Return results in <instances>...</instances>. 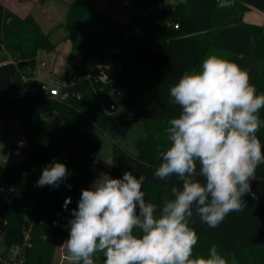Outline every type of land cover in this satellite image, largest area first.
<instances>
[{
    "label": "trees",
    "instance_id": "1",
    "mask_svg": "<svg viewBox=\"0 0 264 264\" xmlns=\"http://www.w3.org/2000/svg\"><path fill=\"white\" fill-rule=\"evenodd\" d=\"M220 3L178 1L162 9L167 27L142 31L137 15L121 22L92 0L66 2L64 17L52 30L65 29L61 40L71 42L68 58L78 45L82 57L73 63L72 80L63 86L67 96L56 98L42 94V81L33 74L37 52L51 51L58 43L51 38V30H43L33 14L22 17L0 2V49L10 57L0 61V122L16 118L28 142L20 168L0 163V183H6V189L0 188V222H5L2 257L26 240L22 264H53L59 238L69 235L70 212L77 207L81 190L90 186L94 164L101 160L102 146L94 132L107 127L113 88L124 90L127 113L143 121L146 135L135 140V153L113 142L110 175L119 178L125 171L146 175L142 191L146 201L153 203L170 192V185L152 172L160 149L167 144L168 121L180 112L169 89L184 72L199 69L214 54L247 69L257 93H264V23L243 20L251 7L264 12V0H234L225 8ZM107 59L116 63L108 70L113 81L83 78L90 71L89 62L100 64ZM22 74L27 76L24 85L29 91L20 105L14 94ZM50 112L59 115L60 124L45 118ZM260 115L264 120V109ZM257 135L264 144V126ZM53 161L67 165L68 179L59 188L36 186L42 169ZM251 187L256 198L246 195L244 210L230 213L218 227L208 228L194 217L192 227L199 235L195 254L207 255L215 243L229 264H264V165L257 169ZM0 264L5 263L0 260Z\"/></svg>",
    "mask_w": 264,
    "mask_h": 264
},
{
    "label": "clouds",
    "instance_id": "2",
    "mask_svg": "<svg viewBox=\"0 0 264 264\" xmlns=\"http://www.w3.org/2000/svg\"><path fill=\"white\" fill-rule=\"evenodd\" d=\"M232 2L221 0L219 7ZM169 93L180 112L168 121L167 144L152 175L170 192L159 203L148 202L146 175H97L81 190L66 225L63 245L75 264H96L97 254L103 264H229L215 243L207 255L195 254L199 235L192 224L198 217L216 228L244 210L246 195L256 198L251 183L264 165L257 135L264 126V93H257L247 69L214 54L184 72ZM69 175L65 163L53 161L36 186L59 188ZM70 203L66 197L65 211Z\"/></svg>",
    "mask_w": 264,
    "mask_h": 264
},
{
    "label": "rangeland",
    "instance_id": "3",
    "mask_svg": "<svg viewBox=\"0 0 264 264\" xmlns=\"http://www.w3.org/2000/svg\"><path fill=\"white\" fill-rule=\"evenodd\" d=\"M2 2H8L10 5L18 7L19 12L17 14L23 15L26 13V0H1ZM0 1V2H1ZM93 1V0H92ZM105 1L108 9L115 11V16H118L116 11L120 12L124 17H130L131 15H137L142 19V26L139 28L142 31H148L155 28H165L168 26V19L163 15V6L168 5L173 7L178 1L182 0H130V5L124 6L120 3H115L109 0ZM1 2V3H2ZM45 3V4H44ZM113 3V4H112ZM31 6H34V11L41 5H56L57 9L52 6L56 11L54 16L47 18L44 15H40L36 20L42 26L43 30H51V38L57 41L55 48L51 51L39 50L36 55V63L33 70L35 77L40 80L52 81L53 78L58 79L62 84H66L72 80V67L73 62H80V49H76L72 53V57L68 58V42L61 40L65 29H53V26L60 22L64 17L66 9L65 0H32ZM29 6V5H28ZM7 7V6H6ZM8 8V7H7ZM10 9V8H9ZM11 10V9H10ZM33 13V12H32ZM29 13V14H32ZM35 15V14H34ZM26 16V14H25ZM246 20L256 19L252 12L245 13ZM119 21V20H118ZM125 22V21H121ZM74 57V58H73ZM10 57L5 50L0 49V61L8 60ZM44 60L46 65L40 67L39 62ZM115 100L119 97L113 95ZM16 126V123H14ZM9 131L13 132L17 138L24 139V135L18 128H11ZM94 135L101 143V160L94 164L91 172V182L101 172H107L110 174V161H111V146L113 142L119 143L122 147L131 153L136 152L135 140L146 135L144 123L141 119L134 120L126 110L116 109L109 112L107 115V127L105 131L96 130ZM89 186V187H90ZM68 238V235L59 238L57 247L55 250L53 264H75L71 260L64 241ZM96 264H103V255L97 254Z\"/></svg>",
    "mask_w": 264,
    "mask_h": 264
},
{
    "label": "built area",
    "instance_id": "4",
    "mask_svg": "<svg viewBox=\"0 0 264 264\" xmlns=\"http://www.w3.org/2000/svg\"><path fill=\"white\" fill-rule=\"evenodd\" d=\"M113 3H120L124 6L130 5V0H109ZM164 9H169L168 5L163 6ZM174 27H177V24L174 23ZM40 67L46 65L44 60L39 62ZM116 65L115 62L107 59L103 63L100 64H93L91 62L88 63V67L90 71L84 74L83 78L89 79L92 78L96 81L101 82H108L113 81V77L109 75V68L114 67ZM21 83L17 88L14 96L18 100L19 104H24L25 97L28 94V88L24 85V82L27 80V76L22 74L21 76ZM41 92L44 95L49 97H56V98H65L67 96V92L63 90V86L58 79L53 78L52 81H45L41 80ZM112 95H116L118 100L114 99V102L109 104V110L112 112L116 109L119 110H126L122 98L124 95V90L121 88H113L111 91ZM114 98V97H113ZM127 111V110H126ZM45 118L49 121L54 123H61V119L59 115L55 112L48 113ZM16 123V126L15 124ZM11 128H18L19 131L22 132L21 128L18 125V121L13 116H9L4 121L0 122V163H3L8 166L20 168L21 164L25 160L26 152L28 149V142L24 136V139L17 138L13 132L9 131ZM23 133V132H22ZM24 135V134H23ZM6 183L2 181L0 183V188H5ZM6 189V188H5ZM5 222H0V240L3 239L4 231H5ZM24 243L21 245H15L10 247L4 256L2 257L0 254V260H2L5 264H22L23 257H22V249L24 247ZM1 250V248H0Z\"/></svg>",
    "mask_w": 264,
    "mask_h": 264
},
{
    "label": "crops",
    "instance_id": "5",
    "mask_svg": "<svg viewBox=\"0 0 264 264\" xmlns=\"http://www.w3.org/2000/svg\"><path fill=\"white\" fill-rule=\"evenodd\" d=\"M1 1V0H0ZM66 2H69L70 0H65ZM96 4H98V6L108 15H110L112 18L116 19V20H119V21H126L129 17H124L120 12L116 11L117 15L118 16H115V11H111L109 8L108 5H106L105 1L103 0H93ZM2 2V1H1ZM32 0H26V15L29 14V13H32L37 19L38 17L42 14L44 16H46L47 18H51L52 16H54V12L56 11L57 9V6L56 5H41V6H38L37 7V10L34 11L35 7L34 6H31ZM5 6H7L8 8H10L13 12L17 13L19 12L18 10V7L16 6H12L10 5L8 2H2ZM45 4V3H44ZM113 4V3H112ZM118 3H115L114 5H116ZM29 5V6H28ZM52 6H54L56 9H54ZM54 11V12H53ZM247 12H252L254 17L256 19H252V20H246L245 19V13ZM243 14V20L244 21H248V22H258V23H264V12H261L260 10L254 8V7H251L250 10H247ZM25 14L23 16H25ZM19 15V14H18ZM21 16V15H20ZM63 41H67L68 42V55H69V52H70V49H71V42L69 39H64ZM80 53V60H81V57H82V51L79 52ZM74 58V57H73ZM74 63V62H73ZM73 70V69H72ZM35 77V76H34ZM36 79H39L37 77H35ZM40 80V79H39Z\"/></svg>",
    "mask_w": 264,
    "mask_h": 264
},
{
    "label": "water",
    "instance_id": "6",
    "mask_svg": "<svg viewBox=\"0 0 264 264\" xmlns=\"http://www.w3.org/2000/svg\"><path fill=\"white\" fill-rule=\"evenodd\" d=\"M77 49H78V50L81 49V45H78V46H77Z\"/></svg>",
    "mask_w": 264,
    "mask_h": 264
}]
</instances>
